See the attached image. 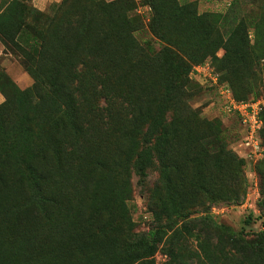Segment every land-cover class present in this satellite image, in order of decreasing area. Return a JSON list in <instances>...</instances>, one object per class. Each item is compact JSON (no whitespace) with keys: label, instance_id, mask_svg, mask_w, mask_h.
Here are the masks:
<instances>
[{"label":"trees","instance_id":"1","mask_svg":"<svg viewBox=\"0 0 264 264\" xmlns=\"http://www.w3.org/2000/svg\"><path fill=\"white\" fill-rule=\"evenodd\" d=\"M7 1L1 35L42 26L44 36L31 47L32 87L0 104V264H156L169 225L164 264H258L264 239L252 246L210 215L214 205L245 197V160L229 149L221 126L187 106L181 83L166 108L176 111L172 122L153 108L163 98L149 89L148 73L160 63L135 56L142 18L117 1L63 0L52 18ZM149 1L158 38L189 52L204 47L198 29L213 28L211 15L177 0ZM219 47L205 46L202 60ZM240 129L239 122L237 140ZM155 166L160 179L149 190ZM133 176L147 189L155 226L131 242L126 192ZM118 232L127 239L122 250L111 239Z\"/></svg>","mask_w":264,"mask_h":264},{"label":"rangeland","instance_id":"2","mask_svg":"<svg viewBox=\"0 0 264 264\" xmlns=\"http://www.w3.org/2000/svg\"><path fill=\"white\" fill-rule=\"evenodd\" d=\"M5 1L8 2L0 0V23L6 20V18L1 19L7 11ZM43 1L47 3L45 11L38 9L40 6L37 0H22L25 5L44 12L50 18L54 15L53 10L63 2V0ZM104 1L107 3L117 1L120 8L128 9L130 17L140 16L143 20L142 28L133 32L137 44H135V56L138 59L147 58L148 61L160 63V71L148 73L149 89L151 88L152 92L158 91L163 98L160 101L153 100L155 102L153 108L163 111L165 121L172 122L176 111L166 108L171 103L170 93L174 91L175 83H181L185 93L190 94L187 106L196 110L206 120L221 126L229 141V149L238 158L245 160L244 153L236 147L239 131L238 117L226 108L220 87L210 84L202 85L193 77L192 72L199 64L209 63L218 79L224 80L219 81L220 85L230 88L233 95L238 92L242 96L241 99L235 97L236 99L249 101L256 95L264 98V0H177L182 8L190 5L199 16H212L210 20L213 28L207 25L198 29L204 46L198 52L186 51L157 37L153 25L154 9L149 0ZM27 18V21H31V18ZM246 28L247 34L244 32ZM17 30L9 28L10 35L3 31L4 36L0 34V104H3L7 97L13 96L18 89L32 87L35 81L29 68L30 60L34 58L31 47L35 45V40L40 41L43 38L44 28L34 27L27 30L26 34L22 29L21 35H18ZM211 42H216L220 46L215 58L210 56L202 60L203 50ZM158 76L162 77L161 91L155 88ZM151 103L149 100V110L152 108ZM182 111L181 115L186 117L187 114L185 115ZM243 170L246 179L245 197L239 203L214 205L210 209V215L227 234L243 238L257 247L264 239V159L257 163L245 160ZM159 179L160 173L155 166L149 171L147 189H152ZM147 189L140 184L137 176H133L128 184L126 198L129 200L126 214L132 222L134 236L126 238L131 242L134 241L135 236L147 237L155 226L148 205ZM194 216L197 217L199 214ZM250 216L252 219H249ZM170 230L169 225L166 230L169 233L164 237L160 235V243L154 257L156 264H164L169 260L171 235L168 234L172 232ZM111 239L121 243V250L125 245L124 241L127 240L124 239L122 232L111 236ZM262 248L264 249V244ZM258 264H264V250L259 255Z\"/></svg>","mask_w":264,"mask_h":264},{"label":"built area","instance_id":"3","mask_svg":"<svg viewBox=\"0 0 264 264\" xmlns=\"http://www.w3.org/2000/svg\"><path fill=\"white\" fill-rule=\"evenodd\" d=\"M192 74L202 85L210 84L220 87L226 108L238 117L241 124V137L236 141V147L244 153V159L253 163L263 160L262 130L264 122L261 119V113L264 108V98L258 97L245 102L238 101L230 88L220 85L218 76L209 63L196 66Z\"/></svg>","mask_w":264,"mask_h":264},{"label":"crops","instance_id":"4","mask_svg":"<svg viewBox=\"0 0 264 264\" xmlns=\"http://www.w3.org/2000/svg\"><path fill=\"white\" fill-rule=\"evenodd\" d=\"M38 1V5L40 6L38 9L39 10H41V11H45L46 10V8H47V3L46 2H44L43 0H37ZM43 5V6H42Z\"/></svg>","mask_w":264,"mask_h":264}]
</instances>
